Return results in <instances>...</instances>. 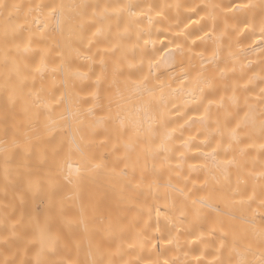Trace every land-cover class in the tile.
Here are the masks:
<instances>
[{
  "label": "snow or ice",
  "instance_id": "6c2138e0",
  "mask_svg": "<svg viewBox=\"0 0 264 264\" xmlns=\"http://www.w3.org/2000/svg\"><path fill=\"white\" fill-rule=\"evenodd\" d=\"M19 7L16 4L9 6L4 0H0V9L7 13L6 21L10 22L13 10H18ZM74 7L79 10L77 16L82 20L89 18V9L93 8L92 5L85 3ZM118 7L126 10L129 16L124 31L128 32L132 27L139 29L137 41L143 40L144 44L154 45L156 41L151 39L154 25H159L156 28L157 31L169 25L164 30L173 31L176 37H183V41L169 40L163 48L153 49V52H158L159 55L155 58L147 57L151 73L153 64L171 63L177 57H183L186 52L192 53L194 51L192 46L198 40L213 39L220 21L219 13L215 9L221 6L165 3L128 4ZM173 7L178 10L182 7L187 8L195 13V17L187 16L183 27H180L177 22L176 28L173 29L169 12ZM253 7L245 0H233L227 6V12L234 14L232 17L234 22H230L227 16L223 18V28L215 35L218 46L226 35L252 31L259 32L260 51H264V13L261 14L258 23L240 19L237 15ZM44 8L48 10V16L57 20L58 24L63 23L65 19L63 4L45 5ZM221 11L224 10L221 9ZM96 15L97 12L93 10L92 17ZM139 17H147V28L141 27L143 21ZM68 19L71 22L73 18ZM204 20L208 21L207 26L201 24ZM192 25H199V31H187ZM47 27V24L42 26L38 24L35 32H32L30 28L24 27H20L19 30L10 29L6 23L0 32V51L3 52L0 90L5 97V100L0 103V193L3 194L0 198V213L3 214L0 241L5 244L18 242L17 254L11 259L0 260V264H105L103 255L106 243L115 239L118 230L121 242L114 255H119L120 260H109L108 264H133V261L123 258L125 255L133 254L127 252L126 248H144L149 245L155 247L152 245V240L156 237L148 234L153 209H148V220L144 221L143 226L139 223L125 226L119 216L120 209L106 204L107 191L96 182L104 174L118 177L113 190L118 192L120 203H132L138 191L146 183L143 169L139 181L135 175L137 168L141 167L142 158L143 168L147 166L148 154L141 149V145L146 143V138H142L135 127L125 126L124 121L117 114L119 126L115 129L116 138L112 144L116 160L111 167L105 162L103 156L91 154L90 151L85 152L79 146H76L75 151L80 154V161L75 164L65 162L61 165L58 161L64 156L65 146L62 141L55 140L53 135L57 131L55 122L44 123L43 126L40 123L43 113L39 109L44 104L43 97L48 94V89L43 83V74L50 71L53 74L59 73L61 76V87L64 91L60 94L59 100L53 101L55 103H63L66 97L74 99L77 104L80 103L79 94L69 91L68 88L71 83V88L74 90L76 80L93 82L89 90L92 99L87 103L94 104H99L101 90L105 85L109 89L118 87L121 80L125 81L126 86H135L136 90H142L150 95L160 92L163 96L165 89L172 86L163 82L157 84L153 82L150 74L143 73L144 56H141L138 66L134 54L131 57L127 54L118 55L121 53L119 43L110 42L103 48V54H101L99 40L97 39L94 45L92 39L102 35L100 29L93 32L91 37H87L88 54L85 59L91 63L92 67H89L86 72L72 73L66 53L58 42L55 49L59 59L55 61L50 59L53 48L42 43L48 39L45 36ZM230 28L234 29V33L228 32ZM117 31L119 32V26ZM24 32L29 33L26 39L23 37ZM201 32L203 35L200 34ZM36 34H39V39L35 38ZM92 47H96V54L92 53ZM252 51L255 52L256 48ZM109 52L111 56L107 55ZM76 53L80 55L81 50L77 49ZM199 55L203 54L199 53ZM97 63L98 69L95 67ZM212 63L214 59L206 62L202 60L201 67L207 71V65ZM219 72L223 78V69H219ZM199 75L203 78V87L199 91L202 100L206 101L205 114L211 119L215 110L214 123L216 132L221 137L220 143L212 151L215 152L217 148L228 150L233 147V143H247L240 137L249 127L255 126L257 119L255 101H259V147L264 156V88H261L260 95L255 98V101L249 99L247 95L242 99L235 88L229 94L227 85H225V94L219 95L214 78L205 77L204 72ZM38 78L41 81L39 87L36 84ZM55 79L56 76L53 75V81ZM156 79L159 80V77ZM187 79L186 75L179 78L181 84ZM205 88L208 89L207 94H205ZM216 96L218 99L214 98ZM109 107L111 108V104ZM101 135H103L102 139H100ZM97 138L101 147L112 142V137L107 134H97ZM88 182H92L94 186L86 187ZM242 182L247 184L246 180ZM69 185L71 186L70 195L66 194V188ZM10 191L11 199H9ZM178 191L182 200L179 208L176 209V215L164 211L159 205L154 209L157 217L164 215L168 224L171 225L168 236H160L158 242L175 245L178 250L181 247L178 233L182 230L181 225L187 224L188 228L184 229L189 233L187 243L199 241L203 244L208 237L217 239L220 249L230 246L233 251H236L237 230L235 225L226 222L225 218L230 221L239 219L241 222H247L243 219V213L248 210L256 211L257 208H254V205H258L259 211L264 213V170L259 173V180L253 182L250 192L245 190L242 193L239 183L237 187L232 188L230 185L213 186L207 180L201 185L195 197L190 194L191 189L186 190V186ZM69 200L75 205V211L68 206ZM220 203H223L228 211L222 209ZM233 210L239 211L241 216H236ZM211 212H215L214 217L210 215ZM172 232H176L177 235L173 236ZM84 244H87L90 256L98 255L100 259L92 258L89 261L80 262L66 255L73 249L79 251ZM260 247L264 249V226L260 231ZM248 250L251 251V246ZM21 253L23 259L20 258ZM194 259L200 261L201 256L195 255ZM146 264H188V261H181L179 257L171 260L158 257L147 261ZM239 264H250V262L241 259ZM259 264H264V252L261 253Z\"/></svg>",
  "mask_w": 264,
  "mask_h": 264
},
{
  "label": "bare ground",
  "instance_id": "6f19581e",
  "mask_svg": "<svg viewBox=\"0 0 264 264\" xmlns=\"http://www.w3.org/2000/svg\"><path fill=\"white\" fill-rule=\"evenodd\" d=\"M4 2L9 6L16 4L20 7L18 10H13L10 22L5 19L7 13L0 9V32L6 23L10 29L19 30L20 27H24L30 28L32 32H35L38 24L41 26L47 24L45 36L48 39L42 43L53 48L50 59L52 61L59 59L55 49L58 42L66 53L72 73L86 72L89 67H92L91 63L85 59L88 54L87 37H91L93 32L100 29L102 35L92 37V39L94 45L97 39L99 40L101 54H103V48L110 42L119 43L121 53L118 55L127 54L131 57L134 54L138 66L141 56H144L143 73L150 74L153 82L157 84L163 82L172 86L165 89L163 96L160 92L150 95L142 90H136L135 86H126L125 81L121 80L118 87L109 89L105 85L101 90L99 104H94L87 103L92 99L89 90L93 82L76 80L74 81L75 89L71 88V83L68 88L69 91L79 94L80 103L77 104L69 97H66L63 103H55L53 101L59 100L60 94L64 91L61 87V76L59 73L53 74L50 71L43 74V83L48 89V94L43 97L44 104L39 109L43 113L40 123L43 126L44 123L55 122L54 126L57 128L53 134L55 140L62 141L65 146L64 156L58 161L61 165L65 162L75 164L80 161V154L75 151L76 146H79L85 152L90 151L91 154L103 156L105 162L111 167L116 160L112 144L116 138L115 129L119 126L116 119L117 114L124 121L125 126L135 127L139 130L141 137L146 138V143L141 145V149L148 154L147 166L143 168L142 158L141 167H138L135 173L139 181L143 169L146 183L138 191L132 203H120L118 192L113 190L118 177L104 174L96 182L107 191L106 204L120 209L119 216L125 226L135 223L143 226L144 221L148 220V209H153L148 234L156 237L152 240V245L155 247L149 245L144 248L127 249L125 245L126 251L133 254L125 255L123 258L133 261V264H141V262L146 264L147 261L158 257L170 260L179 257L181 261H188V264H239L241 259L250 264H259L261 253L264 252V249L260 247V231L264 226V213L259 211L258 205L253 206L257 208L256 211L248 210L243 213V219L247 222H241L239 219L230 221L225 218L226 222L234 224L237 230L238 247L236 251H233L230 246L220 249L219 241L208 237L205 238L203 244L199 241L187 243L189 233L184 230L188 228L187 224L181 225L182 230L178 233L181 245L179 250L175 245L159 243L160 236H168L171 225L168 224L164 215L157 217L154 210L159 205L164 211L176 215V209L179 208L182 200L178 190L186 186V190L191 189L190 194L195 197L205 180L213 186L230 185L232 188L237 187L239 183L242 193L245 190L250 192L253 182L259 180V173L264 170V156L259 147V101H255V98L260 95L261 88H264V51H260L259 32L242 31L240 34H231L234 33V29L230 28L228 32L231 35L224 36L219 46L215 40V35L223 28L222 22L225 16L230 22H234L232 20L234 14L227 12V6L233 0H4ZM245 2L251 3L254 7L250 10L245 9L237 14L238 17L258 23L261 14L264 13V0H245ZM82 3L93 6L89 9L88 19L82 20L77 16L79 10L74 6ZM165 3L200 4L201 6L218 4L221 7L215 11L219 13L220 21L213 39L198 40L192 46L194 49L192 53L186 52L183 57H177L171 63L153 64L150 73L147 57L155 58L159 55L158 52L154 53L153 49L163 48L169 40L183 41V37H176L173 31L164 30L169 25H165L164 29L159 31L156 30L159 25H154L151 33V39L156 41L154 45L144 44L143 40L137 41L136 36L139 29L132 27L128 32L124 31L129 16L126 10H121L118 6ZM50 4L65 6L63 23L58 24L57 20L48 16V10L44 6ZM106 7L107 11H105ZM93 10L97 12L94 18L92 17ZM208 10L211 11V9ZM169 12L173 29L176 28L177 22L180 27H183L187 16L195 17V13L183 7L179 10L173 7ZM69 17L73 18L71 22H69ZM139 19L143 21L141 27L147 28V17H139ZM201 24L207 26L208 21H201ZM118 26L119 32L117 31ZM199 27V25H192L187 31H199ZM28 34L24 32L23 37L26 39ZM200 34L203 35L202 32ZM35 38L39 39V34H36ZM134 45L139 46L134 48ZM253 48H256L255 52L252 51ZM77 49L81 50L80 55H77ZM91 51L96 54V47H92ZM107 55L111 56V52ZM210 59H214V63L208 64L207 71H205L201 67V61L206 62ZM2 64L3 52L0 51V73L3 70ZM95 67L98 69L99 64L97 63ZM219 69H223V78H221ZM201 72H204L205 77L214 78L219 95L225 94V85H227L229 94L235 88L242 99L247 95L249 99L255 101L256 124L249 127L240 137L247 143H233V147L228 150L217 148L215 152L212 151L220 143L221 137L216 132L214 123L215 110H213L211 119L204 111L207 105L206 101L202 100L199 91L203 87V78L199 75ZM53 75L56 76L55 81H53ZM185 75L188 79L181 84L179 78ZM157 77L159 80L156 79ZM40 83L38 78L37 87ZM207 92L208 89L205 88V94ZM214 98L218 99V96ZM4 100L5 97L0 90V103ZM97 134L110 135L112 142L101 147ZM102 138L103 135L100 136V139ZM244 180L247 181L246 185L242 182ZM93 186L92 182L86 183L88 188ZM66 194H71L70 185L66 188ZM2 195L0 193V198ZM9 199H11V191ZM67 203L75 211L73 202L69 200ZM220 207L228 211L223 203H220ZM233 211L236 216H241L239 211ZM210 215L214 217L215 212H211ZM2 230L3 214L0 213V231ZM172 235L176 236L177 233L172 232ZM120 242L118 230L115 239L106 243L103 255L105 264H108L109 260H120L119 255H114ZM17 244L18 242L5 244L0 241V260L13 258L17 254ZM249 246H251V251L248 250ZM66 255L80 262H86L92 258L100 259L98 255L95 257L89 255L87 244H84L79 251L73 249ZM195 255H200L201 260L194 259ZM20 258H24L22 253Z\"/></svg>",
  "mask_w": 264,
  "mask_h": 264
}]
</instances>
